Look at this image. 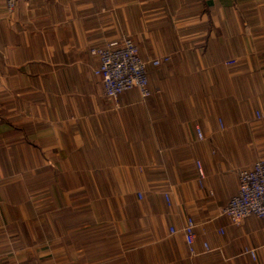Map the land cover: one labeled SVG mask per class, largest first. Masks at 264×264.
Instances as JSON below:
<instances>
[{
    "label": "crops",
    "instance_id": "0c3cea01",
    "mask_svg": "<svg viewBox=\"0 0 264 264\" xmlns=\"http://www.w3.org/2000/svg\"><path fill=\"white\" fill-rule=\"evenodd\" d=\"M124 36L142 61L183 51L148 66L144 101L135 89L106 99L91 72L94 49ZM255 160L264 0H19L9 16L0 0V264L14 254L20 264H264L261 221L218 216ZM111 210L118 223L104 232ZM187 216L192 256L179 231Z\"/></svg>",
    "mask_w": 264,
    "mask_h": 264
},
{
    "label": "built area",
    "instance_id": "2783aa9c",
    "mask_svg": "<svg viewBox=\"0 0 264 264\" xmlns=\"http://www.w3.org/2000/svg\"><path fill=\"white\" fill-rule=\"evenodd\" d=\"M19 0H2L4 13L9 16L13 13ZM103 12V9H100ZM71 18L78 19L75 11L70 13ZM172 35L175 29L170 28ZM96 57L95 67L91 72L96 76L101 85V91L106 99L115 101L123 92L135 89L139 100L144 101L150 94L147 87V68L148 66L157 67L160 65H170L183 55V51L157 56L149 61H142L137 55L135 42L131 37H121L104 43L101 47L94 49ZM224 65H232L234 60L228 59ZM253 119L259 121L262 114L256 105L252 106ZM42 121L39 117L25 116L24 123L37 124ZM60 127L65 126V121L59 122ZM208 129L206 119L201 118L198 125L193 126V133L197 141L203 140V132ZM145 151L148 157L149 166L157 167L158 163L152 153L149 144H145ZM215 153V150H211ZM196 168V182L200 186L204 180V175L200 170L198 162H194ZM161 195L166 207L171 206L168 188H163ZM136 198L140 200L141 194L136 193ZM24 200L28 197L24 195ZM218 216L224 217L232 226H238L248 218H255L261 221L264 229V162L255 160L249 167L242 168L237 172L236 191L230 195L225 204L220 208ZM118 218L116 213L111 210L107 212L106 219L100 224V229L104 232L113 231ZM188 255L195 254L193 241L195 237V224L190 216L182 221L179 229ZM172 234L174 230L168 229ZM202 248L206 249V244L202 243ZM253 257L252 252H249ZM13 264H20V255L14 254Z\"/></svg>",
    "mask_w": 264,
    "mask_h": 264
}]
</instances>
